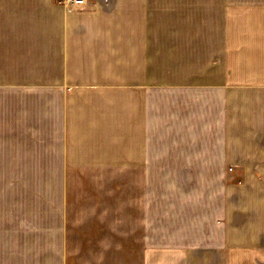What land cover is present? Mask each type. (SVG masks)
I'll return each mask as SVG.
<instances>
[{"label": "crops", "instance_id": "1", "mask_svg": "<svg viewBox=\"0 0 264 264\" xmlns=\"http://www.w3.org/2000/svg\"><path fill=\"white\" fill-rule=\"evenodd\" d=\"M0 264H264V0H0Z\"/></svg>", "mask_w": 264, "mask_h": 264}, {"label": "built area", "instance_id": "2", "mask_svg": "<svg viewBox=\"0 0 264 264\" xmlns=\"http://www.w3.org/2000/svg\"><path fill=\"white\" fill-rule=\"evenodd\" d=\"M56 3L63 5L67 10L74 11L78 8L86 7L96 0H55Z\"/></svg>", "mask_w": 264, "mask_h": 264}]
</instances>
